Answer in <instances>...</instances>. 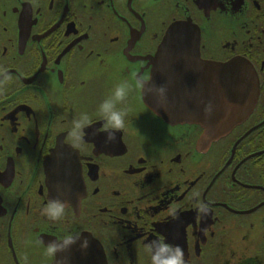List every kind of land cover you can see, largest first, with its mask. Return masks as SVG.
Here are the masks:
<instances>
[{"label": "flooded vegetation", "instance_id": "1", "mask_svg": "<svg viewBox=\"0 0 264 264\" xmlns=\"http://www.w3.org/2000/svg\"><path fill=\"white\" fill-rule=\"evenodd\" d=\"M179 22L200 29L203 61L242 57L259 77L252 114L217 140L144 99ZM4 72L0 264H54L47 244L76 234L96 238L108 264H151L156 240L179 245L185 264H264V0H0ZM121 81L126 123L109 141L98 106ZM82 114L91 123L74 133ZM57 198L65 215L52 221Z\"/></svg>", "mask_w": 264, "mask_h": 264}, {"label": "water", "instance_id": "2", "mask_svg": "<svg viewBox=\"0 0 264 264\" xmlns=\"http://www.w3.org/2000/svg\"><path fill=\"white\" fill-rule=\"evenodd\" d=\"M200 29L191 22L173 24L158 53L149 87L164 85L166 97L145 92V102L170 123L201 124L209 141L229 134L255 109L260 82L252 64L242 57L226 63L203 61L199 52ZM188 43V48L179 47ZM181 70L175 78L174 70ZM195 101H202L198 105ZM211 101L214 111L204 113ZM193 107H195L193 109ZM203 107V109H202ZM87 245L83 246L84 240ZM54 264H108L104 248L89 234H83L69 248L56 255Z\"/></svg>", "mask_w": 264, "mask_h": 264}, {"label": "clouds", "instance_id": "3", "mask_svg": "<svg viewBox=\"0 0 264 264\" xmlns=\"http://www.w3.org/2000/svg\"><path fill=\"white\" fill-rule=\"evenodd\" d=\"M9 76L6 72L3 74V79L0 83H6ZM147 81L137 82V87H146ZM148 92H155L162 99L166 97L167 89L164 85L147 87ZM131 86L127 81H121L113 86L111 94L106 96L99 104L98 111L102 115L105 125L104 131L107 133L109 141L114 140L116 132L125 127V117L127 109L118 107L117 105L127 100ZM214 111V105L211 101L204 105V113L211 115ZM91 121L87 114H82L79 119L73 121L72 131L74 133L80 132ZM194 198L199 197V193L193 194ZM66 204L63 200L50 199L44 208V214L52 221L61 220L65 215ZM198 211L207 213L208 206L200 203ZM79 239V235H65L63 239H54L47 244V254L56 256L59 252L66 250ZM87 245V240L83 242V246ZM149 251L151 252V264H185L184 252L179 245H172L163 240L152 241L149 244Z\"/></svg>", "mask_w": 264, "mask_h": 264}]
</instances>
